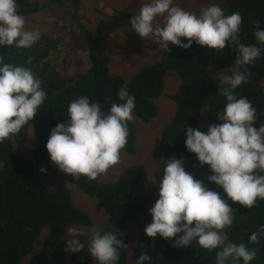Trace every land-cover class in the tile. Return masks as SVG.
<instances>
[{
  "label": "clouds",
  "instance_id": "9594fccd",
  "mask_svg": "<svg viewBox=\"0 0 264 264\" xmlns=\"http://www.w3.org/2000/svg\"><path fill=\"white\" fill-rule=\"evenodd\" d=\"M139 5L128 25L141 39L156 44V51L168 52L169 43L182 49L195 43L214 50L224 49L227 43L235 48V64L240 66L230 75L219 74L217 94L224 100L222 110L216 112L220 123L209 125L206 133L191 127L183 132L185 149L200 165H207L211 173L207 181L222 189L224 198L186 172L182 158L162 159L163 168H157L159 181L149 176L158 186V198L148 209L151 222L144 234L149 238L158 235L176 248L195 245L207 252L219 248L214 264H250L259 248L248 245L264 240V224L247 236V243L232 242L227 229L233 224L234 211L227 201L251 209L258 200H264V124L256 126V107L236 91L249 80L248 66L264 55V28L255 21L254 43L244 44L239 39L240 12L228 14L218 3L198 12L186 11L176 0H140ZM25 25L16 0H0V48L30 49L42 33ZM45 99L42 80L31 68L5 62L0 56V144L31 124ZM135 105V96L126 84L118 88L116 100L107 111L88 96L71 100L65 123H57L46 141L49 160L74 180L84 177L92 181L104 175L120 163ZM45 171L39 168V172ZM68 235L66 251L84 249L80 232L69 228ZM117 236L116 229H91L86 251L96 264H118L121 250L128 246ZM151 260L141 253L135 264H150Z\"/></svg>",
  "mask_w": 264,
  "mask_h": 264
},
{
  "label": "trees",
  "instance_id": "16d2710c",
  "mask_svg": "<svg viewBox=\"0 0 264 264\" xmlns=\"http://www.w3.org/2000/svg\"><path fill=\"white\" fill-rule=\"evenodd\" d=\"M16 4L18 13L24 17L32 16L42 8L66 6L67 20L62 23L61 28L66 29L65 33L78 35L83 44L89 46L88 55L85 57V71L72 82L69 81L68 74H62L66 72L60 64L53 65L48 60L49 56L58 54L59 36L53 38L42 33L30 49L0 48V56H3L5 62L31 68L41 78L42 88L46 92V99L31 124L25 125L18 134L10 136L0 144V264H19L20 258L28 254L29 264H56L65 250L62 237L66 229L71 225H91L89 215L72 201L74 190L96 200L97 209L106 213V220L99 228L116 229L118 239H122L124 222L143 208L134 194L143 175L141 165L125 167L114 181H87L84 177L74 180L65 174L71 186L60 184L47 188L38 180L37 174L45 175L52 167L45 144L51 129L57 123H65L68 103L84 95L98 101L102 110L107 111L108 106L116 100L118 88L126 84L129 93L135 96L134 116L146 122L155 114L153 100L162 93L165 72H175L179 85L169 95L174 103V111L170 120L161 128L158 147L163 160L169 157L182 158L186 171L187 165L199 163L195 155L184 147V130L189 127L197 128L204 107L208 109L209 125L220 123L216 119V112L222 110L224 104L223 98L217 94L220 73L210 76L208 64H214L220 72L228 75L240 66L235 64V48L227 43L222 50L207 49L193 43L188 49L169 46L170 50L160 53L157 61L138 69L130 76L113 75L108 72V57L96 53L90 44L84 43L91 35L101 34L105 27H89L91 23L88 24L82 15V0H16ZM223 4L224 11L228 14L240 12V42L254 43V22L260 21L264 28V0H232ZM132 14L122 13L127 22ZM181 41L186 43L183 38ZM70 55L77 56L66 52V56ZM234 65L236 66L232 68ZM77 70L78 67H74L72 71ZM248 71L251 73L248 82L236 91L256 107V126H259L264 121V55L248 66ZM31 126L35 144L30 155L26 157V153L17 147L24 145ZM123 150L126 153L134 151V129L131 122L128 125V142ZM41 167L45 168L44 173L39 172ZM158 168L162 169L163 164ZM203 168L204 170L192 174L193 178L201 180L206 188L218 192L224 198L222 189L207 181V177L211 175L207 165H203ZM160 175V170L156 169V182ZM227 203L234 211L233 224L227 229L229 238L232 242L247 243V236L256 231L260 224H264V200H258L257 205L251 209L231 200ZM42 231L41 248L33 253L34 242ZM248 246L259 248L257 257L250 264H264V240L259 245ZM216 251L219 248L207 252L195 245L176 248L171 241L161 239L158 235L149 238L140 232L136 235L130 259L135 264L138 255L146 253L152 257L150 264H214ZM127 260L128 256L122 249L118 264H126ZM69 264L96 262L82 249L78 253H71Z\"/></svg>",
  "mask_w": 264,
  "mask_h": 264
},
{
  "label": "rangeland",
  "instance_id": "374dc122",
  "mask_svg": "<svg viewBox=\"0 0 264 264\" xmlns=\"http://www.w3.org/2000/svg\"><path fill=\"white\" fill-rule=\"evenodd\" d=\"M84 3L82 15L88 21L89 27H105L104 31L99 35H91L85 40V44H90L96 53H102L108 57L107 68L110 74H120L124 77L132 75L138 69L158 60L160 51H156L157 45L141 39L131 29L130 25L123 17L122 13H133L139 8L140 0H82ZM232 0H176L178 6L186 11L195 12L201 7H206L211 3H218L224 10L225 4ZM26 28H39L41 33H45L53 38H58V54L49 56V61L55 65L60 64L69 76L72 82L84 73L85 64H87V50L89 46L83 44L82 39L73 33H65L66 29L61 28L62 23L67 20L66 6H51L41 9L36 14L25 17ZM123 32V34H121ZM60 33V34H59ZM83 46V49H82ZM169 46L171 44L169 43ZM84 50V51H83ZM86 51V52H85ZM66 52L77 54L66 56ZM78 58V59H77ZM234 65L232 68H234ZM74 67H78L77 71H72ZM220 69L214 64H208V73L215 76L220 73ZM164 86L160 96L153 100L155 106L154 116L144 122L134 116L131 125L134 129V151L126 153L121 150L120 163L110 168L104 175L97 177L100 181H114L119 173L127 166L141 165L143 175L137 183L134 194L141 202L143 208L135 216L126 220L121 231V238L127 249H124L128 256L126 264H132L130 259L131 251L136 240V235L140 232L144 233V228L151 222L148 209L152 207L157 197L158 186L154 179V172L160 166L162 154L159 150L158 143L161 128L170 120L174 111V103L170 100L169 95L174 93L179 85V78L175 72L167 71L163 78ZM207 107L202 108L197 130L201 132L207 131L209 126ZM264 124V122H263ZM33 127L28 128L27 136L21 150L26 157L30 155L31 149L34 147ZM28 155V156H27ZM1 165V162H0ZM204 170L202 165L189 164L186 172L191 175L196 171ZM198 171V172H199ZM152 175L153 181L149 179ZM37 178L47 188L55 187L60 184H68L67 176L60 172L52 163L50 171L45 175L37 174ZM73 203L89 215L91 218L90 226L71 225L66 229L62 239H69L68 229L74 228L81 235L78 237L84 244V250L87 249L88 237L91 235L93 227L99 228L106 220V213L98 210L97 202L94 198L87 196L81 191L74 190L72 192ZM179 235V234H178ZM43 231L36 238L32 252H38L41 248ZM87 252V251H86ZM88 253V252H87ZM71 253L64 250L56 264H69ZM89 255V254H88ZM90 256V255H89ZM30 255H24L20 258L19 264H29Z\"/></svg>",
  "mask_w": 264,
  "mask_h": 264
}]
</instances>
